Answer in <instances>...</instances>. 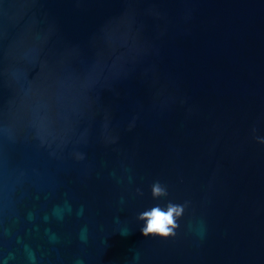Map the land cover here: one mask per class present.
<instances>
[{
  "label": "water",
  "instance_id": "1",
  "mask_svg": "<svg viewBox=\"0 0 264 264\" xmlns=\"http://www.w3.org/2000/svg\"><path fill=\"white\" fill-rule=\"evenodd\" d=\"M0 264H264V0H0Z\"/></svg>",
  "mask_w": 264,
  "mask_h": 264
},
{
  "label": "clouds",
  "instance_id": "2",
  "mask_svg": "<svg viewBox=\"0 0 264 264\" xmlns=\"http://www.w3.org/2000/svg\"><path fill=\"white\" fill-rule=\"evenodd\" d=\"M82 158V157H81ZM137 192L143 194L138 188ZM152 197L159 198L167 196V188L159 181L151 185ZM186 205L174 204L168 202L166 207L153 206L149 210H144L138 214V220L143 221L144 224L141 232L145 237L159 236L168 238L176 235V229L179 228L178 219L183 215Z\"/></svg>",
  "mask_w": 264,
  "mask_h": 264
}]
</instances>
